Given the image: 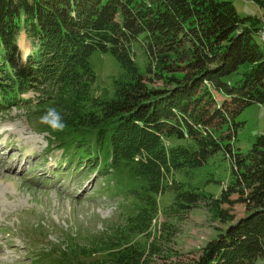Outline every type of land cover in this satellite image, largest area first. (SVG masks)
<instances>
[{
  "label": "trees",
  "instance_id": "16d2710c",
  "mask_svg": "<svg viewBox=\"0 0 264 264\" xmlns=\"http://www.w3.org/2000/svg\"><path fill=\"white\" fill-rule=\"evenodd\" d=\"M255 21L241 18L224 0H0V111L30 108L38 132L50 135V150H63L70 164L85 162L97 176L130 182L135 213L125 227L106 228L114 235L90 247H69L56 264H140L132 231L155 210L164 172L201 167L219 151L234 159L235 183L212 205L230 226L198 259L162 264L264 259V135L245 154L230 143L242 111L264 104V51ZM23 31L32 51L26 64L18 48ZM140 37L147 72L164 89L152 88L154 79L147 82L133 60L132 44ZM95 52L111 53L130 76L113 99L94 95ZM31 91L36 100L23 97ZM53 107L64 119L63 130L41 121ZM234 194L249 212L237 222L222 209L235 203ZM203 199L192 192L176 195L189 208Z\"/></svg>",
  "mask_w": 264,
  "mask_h": 264
},
{
  "label": "rangeland",
  "instance_id": "374dc122",
  "mask_svg": "<svg viewBox=\"0 0 264 264\" xmlns=\"http://www.w3.org/2000/svg\"><path fill=\"white\" fill-rule=\"evenodd\" d=\"M224 1H231L241 18H257L255 23L264 32V7L259 2L264 4V0L247 4ZM260 35L255 39L264 51V33ZM22 45L31 50L24 31L19 35L18 48ZM132 52L144 79H154L148 84L155 89L166 88L147 72L144 37L132 44ZM90 62L96 75L94 95L113 99L119 84L130 79L121 61L111 53L95 52ZM26 63L21 60V64ZM233 79L238 81L241 75ZM23 97L36 100L39 96L31 91ZM216 97L219 103L224 101ZM33 112L22 106L0 111V264H56L54 260L63 257L69 247H90L103 235L110 237L113 233H107L106 228L123 229L127 217L135 213L127 179L97 176V169L85 162L70 164L63 150H50V135L38 132L40 124L31 118ZM236 122L237 134L230 143L234 151L245 154L257 137L264 135V104L248 106ZM230 159L219 151L201 167L164 172L155 210L131 230L130 242L141 252L140 264L191 262L228 229L230 223H222L212 202L235 183ZM181 192L204 199L184 207L176 200ZM238 199L234 194V204L222 205L234 222L249 213L244 204L236 203ZM257 264H264V259Z\"/></svg>",
  "mask_w": 264,
  "mask_h": 264
},
{
  "label": "clouds",
  "instance_id": "9594fccd",
  "mask_svg": "<svg viewBox=\"0 0 264 264\" xmlns=\"http://www.w3.org/2000/svg\"><path fill=\"white\" fill-rule=\"evenodd\" d=\"M20 51V58L22 61L27 62L28 57L32 54L30 49L21 48ZM41 121L46 123L49 127H51L55 131L63 130L66 126L64 119L60 112L56 110V108H49L45 115L41 117Z\"/></svg>",
  "mask_w": 264,
  "mask_h": 264
},
{
  "label": "built area",
  "instance_id": "2783aa9c",
  "mask_svg": "<svg viewBox=\"0 0 264 264\" xmlns=\"http://www.w3.org/2000/svg\"><path fill=\"white\" fill-rule=\"evenodd\" d=\"M245 4L249 3L250 0H242ZM259 33H264V32H259Z\"/></svg>",
  "mask_w": 264,
  "mask_h": 264
},
{
  "label": "bare ground",
  "instance_id": "6f19581e",
  "mask_svg": "<svg viewBox=\"0 0 264 264\" xmlns=\"http://www.w3.org/2000/svg\"><path fill=\"white\" fill-rule=\"evenodd\" d=\"M19 48H20V46H19ZM22 48H25V47L22 45Z\"/></svg>",
  "mask_w": 264,
  "mask_h": 264
}]
</instances>
